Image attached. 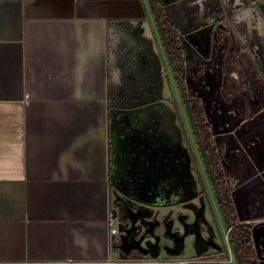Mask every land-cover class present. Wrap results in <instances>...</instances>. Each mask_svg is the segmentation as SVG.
Masks as SVG:
<instances>
[{"label":"crops","instance_id":"obj_1","mask_svg":"<svg viewBox=\"0 0 264 264\" xmlns=\"http://www.w3.org/2000/svg\"><path fill=\"white\" fill-rule=\"evenodd\" d=\"M218 1L164 5L186 67L208 77L200 104L232 220L252 224L264 264L261 44ZM208 52L230 62L228 78L210 77ZM172 73L149 0H0V264H238L227 240L196 244L185 229L228 233ZM136 214L129 244L143 220L167 217L184 242L126 252Z\"/></svg>","mask_w":264,"mask_h":264},{"label":"flooded vegetation","instance_id":"obj_2","mask_svg":"<svg viewBox=\"0 0 264 264\" xmlns=\"http://www.w3.org/2000/svg\"><path fill=\"white\" fill-rule=\"evenodd\" d=\"M155 1V3H156V5H157V8L159 9V11H160V13L161 14H163L164 15V17H165V19H166V21H168L167 22V31H168V33H167V35H173V34H175V35H177L178 34V27L176 26V24H174V22H172L170 19H169V17H168V15H167V13H166V10H165V5H164V3L166 2V0H154ZM228 1V0H227ZM150 2V1H149ZM223 2L224 3H226V0H223ZM237 6H236V8H238V4H236ZM150 6H151V4H150ZM235 8V9H236ZM151 9H152V7H151ZM236 10H238V9H236ZM152 11H153V9H152ZM154 12V11H153ZM178 36V35H177ZM168 40H169V38H168ZM172 48V47H171ZM166 52H167V50H166ZM172 52H173V50H172ZM175 52H183L182 50H181V48H180V41H179V39H178V37H177V51L175 50ZM167 54H168V52H167ZM174 56L176 57V55L174 54ZM168 57H169V55H168ZM169 60H170V58H169ZM178 61V60H177ZM178 62H183L184 64H185V59L183 58L181 61H178ZM186 65V64H185ZM173 73H174V77H175V80H176V83H177V86H178V89H179V85H178V79H177V77H176V75H175V70L173 69ZM180 74H181V71H180ZM191 75V72H190V70H188V68L186 67V75L183 77V80H184V84H185V87H186V90H187V93H188V96H189V99H190V103H191V106H192V111L194 112V107H195V105L197 104V102H198V100H200V99H197V98H193L190 94H189V91H188V86H187V80H185L186 78H188L189 76ZM179 92H180V89H179ZM180 94H181V92H180ZM181 96H182V94H181ZM182 100H183V102H184V99H183V97H182ZM185 105V104H184ZM200 106H201V104H200ZM202 109V108H201ZM203 111V110H202ZM195 114V113H194ZM195 117H196V115H195ZM203 119V118H202ZM190 120V119H189ZM196 121H197V124H198V127H199V125L200 126H202V125H208V123H206L204 120H203V122L200 124V123H198V120H197V118H196ZM190 123H191V121H190ZM192 128H193V126H192ZM199 129H200V127H199ZM193 131H194V133H195V130H194V128H193ZM201 132V131H200ZM195 135H196V139H197V143H198V145H199V148H200V152H201V154H202V156H203V158H204V161H205V157H204V154H203V152H202V147H201V145L199 144V140H198V137H197V134L195 133ZM201 136H202V133H201ZM204 140V139H203ZM211 141H212V138H211ZM212 143H213V141H212ZM204 144H205V142H204ZM205 147H206V145H205ZM206 150H207V152H208V149L206 148ZM211 151L213 150L214 151V153L212 152L211 153V157H212V159L214 160V158H216L217 159V161H218V164H220V162H219V157L217 156V153H216V149L214 148V143H213V145H211V149H210ZM208 156H209V159H210V154H209V152H208ZM205 164H206V161H205ZM206 167H207V164H206ZM216 167L220 170V174H221V177L219 178V179H217L216 178V180H217V184H219L220 185V192H221V194H222V199H223V202H220V199H219V202H220V205H221V208H222V212H223V214L225 215V213H224V209H226L227 211V213H228V215H229V218H230V220H231V223H232V229H234V227H237V226H249V231H250V233H251V238H250V242L249 243H251L252 244V247H254V239H253V226H252V224L249 222V220H240V221H234V220H232V213H233V204H232V201H231V199H230V196H229V192H228V188H227V182H226V178H225V174H224V172H223V170L220 168V166L219 165H217L216 164ZM207 170H208V167H207ZM209 172V171H208ZM209 175H210V173H209ZM214 184V183H213ZM214 189H215V187H214ZM215 191H216V189H215ZM216 194H217V192H216ZM115 215L116 216H118L119 214H118V212H115ZM137 216H139V218L138 219H140V214L139 215H137ZM224 219H225V217H224ZM161 221V223H162V225L160 226V227H158V228H155V233L157 234V235H159V236H161V238H160V240H159V242L156 244V241L151 237V235H146V237H145V239L144 240H148V241H153V243L155 244V247L157 248H160L161 249V247H163L162 245H168V244H164V242H166L167 240H174L170 235H172V232H173V230H172V228H170V226H172V225H174V223L172 222V219L171 218H162V219H159V218H153L152 220H149V221H153V222H155V221ZM180 220H183V221H188L185 217H183L182 215L180 216ZM225 222H226V220H225ZM189 224L188 225H186V227H185V229H186V231H188L189 233H191V232H194L195 233V235H193L194 237H193V240H194V242L196 243V244H201V245H215V246H217V248L219 249V250H221L222 249V247H223V245H226V241H225V238H224V236H221V238L219 239V240H214V239H210V238H208V239H206L203 235H201V233H200V235H197V233L198 232H200L199 231V227H197L193 222H188ZM138 224V223H137ZM136 224V226L135 227H131V229H130V231H129V233H128V238L129 239H134L135 237H137L136 235H137V232H138V230H139V226ZM226 225H227V222H226ZM146 226V231H148L149 229H150V225H148V224H146L145 225ZM227 229H228V233H227V238H228V240H227V243H229L230 244V246H232L233 248H234V241H233V238H232V236H231V234H230V229L227 227ZM162 230V231H161ZM193 233V234H194ZM144 234V233H143ZM178 240L180 239V237H179V235L177 236H175ZM143 240V241H144ZM220 241H221V243L222 244H220ZM179 244V243H178ZM160 249H158V250H160ZM234 253H235V250H234ZM253 253H255V250H254V248H253ZM236 255V254H235ZM235 258H236V256H235ZM237 260V259H236ZM254 261V260H253ZM255 262V261H254ZM255 263H257V261L255 262Z\"/></svg>","mask_w":264,"mask_h":264},{"label":"rangeland","instance_id":"obj_3","mask_svg":"<svg viewBox=\"0 0 264 264\" xmlns=\"http://www.w3.org/2000/svg\"><path fill=\"white\" fill-rule=\"evenodd\" d=\"M218 2L222 3L223 0H219ZM226 3H227L226 7L230 5L232 7L235 5L236 7L237 6L236 4H238V10L233 9L234 13L238 14L240 21L244 20L245 18L246 24L244 27L246 29L248 28L249 30H252L250 31L251 35L253 37L255 36L254 38L259 40L261 44V51L259 52L260 53V63L264 65V0H228V1L226 0ZM236 19H237V15L234 16V21ZM247 22L249 25L247 24ZM258 34H259V37H257ZM213 38L216 40L215 44L219 46V41H220L219 35L217 34L216 36H213ZM208 55L211 59L209 63L210 72H211L210 77L211 78L216 77L217 80L228 78L229 72L227 68L230 62L226 60L223 61V59L221 58L222 55L220 54V52H208ZM220 60H221V63H220ZM190 63H191V60H190ZM192 65H193V62L191 63V68H193ZM194 72L196 71H194V68H193V73ZM171 77H172L175 89L177 91V96H179V98H181L180 101H182V96L179 93V89H178V86H177V83L174 77V73H172ZM185 80H187L189 94L193 98L202 100V106L205 111V105L203 104V101L205 102L206 100H208V77H205V76L203 77V75L196 72L194 74H191ZM226 240H228L227 237L225 241Z\"/></svg>","mask_w":264,"mask_h":264},{"label":"water","instance_id":"obj_4","mask_svg":"<svg viewBox=\"0 0 264 264\" xmlns=\"http://www.w3.org/2000/svg\"><path fill=\"white\" fill-rule=\"evenodd\" d=\"M149 1H150L152 9L154 11V15H155V18H156V23H157L159 32L161 34L163 43H164V45L166 47V50L168 52L172 68L175 70V75H176V77L178 79L179 89H180V92H181L182 97L184 99V104H185V107H186V110H187V113H188V117H189V119L191 121V125L193 126V128L195 130V133L197 134V137H198V140H199V144L202 147V152H203L204 157H205V161H206V164H207V167H208V171L210 173L211 180L214 183V187H215L216 192H217V197L220 199V202H223L222 194L220 192V189L218 188L216 176H215L214 171L212 169V165H211V162H210V159H209V156H208V152L206 150V147H205V144H204V140H203V138L201 136V132H200V129L198 127L195 114L192 111V106H191V103H190V99H189V96H188V93H187V90H186V87H185V84H184L183 77L186 75V65L183 62H178L176 57L174 56V53L172 52V48H171L170 42L168 40V35H167V32H166V28H165L163 20H162V15H161L159 9L157 8V5H156L155 1L154 0H149ZM223 6L225 8V4H223ZM225 11H226V9L225 10L224 9L223 10H217L216 11V15H218L220 12L222 14V12H225ZM180 71H181V74H180ZM224 213H225L224 217H225V220L227 222V227L230 229V234H231V236L233 238V241H234V250H235V254H236L235 256H236V259L238 261V264H245L244 256L239 251V245H238V242L235 239V235H234V232H233V229H232V223H231V220L229 218L228 213L226 212V209H224ZM137 214L133 215L134 218H133V226L132 227H135L137 221L139 220L138 219L139 216H137ZM142 223L144 225H146V224L150 225V229L148 231L145 230L144 234L141 236L140 239L133 241L134 244H129L128 243V233L129 232H126V234H123V236H122L123 241L126 243V245L128 247V249H126V252L127 251L129 252L132 249H137V250L141 251V243L145 239L146 235H151V237L156 241V244L159 242L161 236L157 235L154 230H155V228H158V227H160L162 225L161 221L157 220V221L153 222V221H149V220H143ZM176 235L177 234L174 233V232H172V235H170L174 239V242H176V244L183 243L184 239H185V235L181 236L179 240L175 237ZM197 235H200V232H198Z\"/></svg>","mask_w":264,"mask_h":264},{"label":"trees","instance_id":"obj_5","mask_svg":"<svg viewBox=\"0 0 264 264\" xmlns=\"http://www.w3.org/2000/svg\"><path fill=\"white\" fill-rule=\"evenodd\" d=\"M161 15H162V20H163L164 26L166 28V32L168 33V31H167L168 30L167 29V22L168 21H166L163 14H161ZM168 38H169V42H170V45L172 47L173 53L176 55V59L178 61H181L183 59V57L178 52H175V50L177 51V35L171 34L170 36L168 35ZM194 113L196 115L198 123L201 124L203 122V119H202L203 118V111H202L201 106H200V100H198L197 104L194 107ZM199 127H200V131L202 133V138L204 139L206 148L208 149V152L210 154V162L212 165V169L214 171L216 178L219 179L221 177V174H220V170L216 167V164L219 165L218 161L216 158H214V160H213L211 157V153L212 152L214 153V151L210 150L211 145H213V143L211 141V138H212L211 135L212 134L210 131V127L208 125H202V126L199 125ZM218 188L220 189L219 184H218ZM249 229H250L249 226H237V227H234L233 232L235 235V239L239 245V251L244 256L245 264H256L255 263L256 260L253 257V254H254L253 253V247H252V244L249 243L250 238H251V233H250Z\"/></svg>","mask_w":264,"mask_h":264},{"label":"built area","instance_id":"obj_6","mask_svg":"<svg viewBox=\"0 0 264 264\" xmlns=\"http://www.w3.org/2000/svg\"><path fill=\"white\" fill-rule=\"evenodd\" d=\"M113 221H114V218L110 217V225L112 226V233L115 234L117 232V230L113 228V224H114ZM160 263H161V261H159V260H150V261H148V264H160Z\"/></svg>","mask_w":264,"mask_h":264}]
</instances>
